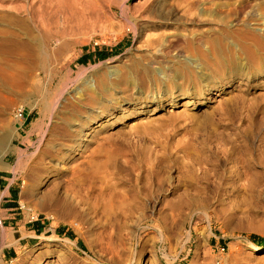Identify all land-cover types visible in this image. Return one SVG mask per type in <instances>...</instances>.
Instances as JSON below:
<instances>
[{
  "label": "bare ground",
  "instance_id": "6f19581e",
  "mask_svg": "<svg viewBox=\"0 0 264 264\" xmlns=\"http://www.w3.org/2000/svg\"><path fill=\"white\" fill-rule=\"evenodd\" d=\"M89 4L87 0H39L37 4L31 2L26 6L21 5L20 0H10L8 5L0 4V120L8 109L18 106L14 119L22 124L21 105L28 106L31 110L36 107V115L39 118L30 130L25 131V137L14 122V131L8 123L0 124V169H9L5 158L14 156L18 158L15 168L23 169L31 181L30 186L23 188L22 194H34L35 189L43 185L49 188V196L57 197L59 190L56 192V189L60 178L78 182L82 178H75L76 174L86 166L94 167L99 174L95 186L80 184L83 190L73 191V196L70 201L66 200V204L76 206V203L72 202L75 197L77 205L83 207L87 215L90 212L105 216V247L101 243L103 238L99 241L108 258L104 260L100 253L102 248L96 251L93 249L99 262L145 264V259L140 254L135 258L133 256V238L143 225L145 229L153 228L151 224L146 225L143 221V212L148 208H156L161 202L158 198L152 203L147 202L154 192V186L165 190L164 184L170 183L158 170L163 157L155 159L154 155H150L147 158L150 162L141 167L142 172L134 181H124L123 176H120L123 166L131 169H139L140 166L128 161L119 163L116 161L115 152H103L99 141H108L109 138H97L100 136V130L92 137L93 130L88 125L97 120L94 122L95 127H112L118 123V120L113 118L114 113L122 116L120 121L124 124L125 120L130 118V113L135 116L149 114L153 108L145 110L143 107L160 102L170 108L182 102V105L188 103L192 107L194 104L203 103L209 100L212 91H217L215 95L218 96V92L227 88L233 89V84L243 81L236 76L237 70L243 71L245 67L241 61L248 65V70L243 72L247 82L255 77L259 78L258 81L262 80L264 85V0L156 2L149 5L148 21L145 24L134 20L133 16L128 17L130 27L128 26L127 30H132L138 35L139 42L144 40L146 49L156 47L157 54L146 50L143 56L135 58L132 70L127 72L134 80L131 82V94L134 97L129 96L126 89L119 100L113 98L109 90L116 93V88L121 87L118 86L119 83L112 85L108 74L94 73L93 79L72 67L77 59L72 55L78 43L77 37L86 29L84 11L92 14L91 18H95L93 20H101L100 28H104L107 22L112 23L111 20L115 18L111 11L110 14L100 16L93 3L89 1ZM256 7L262 8V11L257 12ZM121 15L127 14L121 11ZM202 15L209 19H201ZM202 25L210 27L199 28ZM171 29L175 32H166ZM150 31H156L157 34H144ZM200 60L218 70V83L213 84L216 87L207 85L196 90L191 74L192 68H200ZM157 63H160L158 68L153 66ZM224 69H230L227 75ZM232 72L238 79L232 76ZM184 73L186 76L183 81L192 83L191 88L197 93H186L190 88H186L183 83L177 85V91H173L171 81ZM116 74L115 70L114 75ZM44 82L49 84L46 89L42 87ZM166 82L168 84L164 85ZM85 85H88L86 89L95 97L83 93L82 87ZM164 86L167 88H163ZM69 90L74 92L76 103L68 99ZM78 107L88 110L89 113L83 123L78 119L81 115ZM261 108L262 106L255 107V112L261 114ZM253 110V104H250L249 108L247 106L239 120L249 118L246 125L250 123L251 126L257 127L254 136L258 137V140L254 144L248 139L243 140L245 148L232 145L233 147L222 149L226 159L229 156L232 159L238 154L240 156L236 161L238 166L227 176L219 178L220 182L224 180L231 184L232 181L239 182L252 177L254 182L259 184L264 178V168H254L255 161L260 165L264 162V137H260L264 117L253 116ZM104 118L107 120L101 122ZM49 120L54 125L46 126V121L48 123ZM241 135L247 138L245 134ZM90 138H93L92 141ZM230 143L232 144V141ZM22 145L26 149L34 145V153L27 157L23 153L25 151L20 149ZM143 172L145 174H142ZM148 174L153 177L150 176L149 179ZM202 179L203 184L199 182V177L193 175L184 187L181 180L177 185L172 183L169 195H172L174 200H165L164 207L170 211H180L200 205L201 198L212 190V183L208 178L204 175ZM50 180L52 181L49 183ZM163 197L167 198L165 192ZM92 240L97 241L96 238ZM40 247L43 248L44 245ZM254 249L261 251L264 248ZM149 262L157 264L155 257Z\"/></svg>",
  "mask_w": 264,
  "mask_h": 264
},
{
  "label": "rangeland",
  "instance_id": "374dc122",
  "mask_svg": "<svg viewBox=\"0 0 264 264\" xmlns=\"http://www.w3.org/2000/svg\"><path fill=\"white\" fill-rule=\"evenodd\" d=\"M9 1L0 0V4L8 5ZM38 1L20 0V4L26 6L31 2L37 4ZM89 1L100 16L110 14L111 11L115 18L111 20L112 23L107 22L104 28H100L101 20H93L95 18H91L92 14L84 11L86 29L77 37L78 43L72 52L77 59L72 67L93 79L94 73L108 74L112 85L119 83L118 86L121 87L116 88V93L109 90L113 98L119 100L126 89L129 96L134 97L131 94V82L134 80L127 72L132 70L135 58L143 56L146 50L157 54V48L146 49L144 40L139 42L138 35L132 30H127L128 26L130 27L128 17L133 16L134 20L145 24L148 21L147 9L150 4L169 1L173 3L175 0H87L88 4ZM197 1L204 3L209 0ZM259 1L261 0H255ZM121 6L126 8L122 9ZM255 10L261 12L262 8L256 7ZM121 11L127 15L122 16ZM22 15L25 17V12ZM201 19L208 20L209 17L202 15ZM209 27L202 25L199 28ZM155 32L144 34L155 35ZM166 32L172 34L175 31L171 29ZM200 62V68H192L191 74L197 91L200 87L218 83V70L213 65L205 64L201 60ZM241 62L245 67L243 71L237 70L236 76L243 81L233 84V89L227 88L218 92V96L215 95L217 91H212L209 100L203 103L194 104L192 107L188 103L182 105V102L170 108L160 102L143 107L145 110L153 108L149 114L135 116L130 113V118L126 119L124 124L120 121L122 116L114 113L113 118H116L118 123L112 127H95L94 122L97 120L88 125L92 127V137L100 130V136L97 138H109L108 141H99L103 152H115L116 161L119 163L128 161L140 166L139 169L123 166L120 176H123L124 181H134L142 172L141 167L150 162L147 159L150 155H154L155 159L163 157L158 170L170 183L164 184L165 190L154 186V192L147 202L152 203L157 198L161 202L156 208H148L143 212V221L146 225L151 224L153 228L145 229L143 225L133 238V256L135 258L140 254L145 259V264H152L149 260L154 257L157 264H264V249H254L264 248V178L259 184L255 183L252 177L239 182L232 181L231 184L219 180L238 166L236 161L240 156L234 155L233 160L230 156L226 159L222 149L233 147L232 145L245 148L243 140L248 139L253 144L258 140V137L254 136L257 127L251 126L250 123L246 125L249 118L240 121L239 116L247 106L249 108V105L253 104L254 110L250 113L258 118L264 117L262 80L258 81L259 78L254 77L247 82L243 72L248 70V65L244 61ZM159 64L153 66L158 68ZM228 70L230 69H224L226 75ZM185 76L184 73L171 81L173 91H177V85L183 83L186 88H190L186 93H197L191 88L192 83L183 81ZM232 76L236 78L233 72ZM55 83L56 81L53 85ZM167 84L168 82L164 85ZM42 87L46 89L49 84L44 82ZM82 88L83 93L92 95L86 89L88 85ZM69 91L68 99L76 103L74 92ZM21 106L22 124L14 119L18 106L8 109L0 124L8 123L12 131L15 124L25 137V131L30 130L39 118L36 115V107L31 110L28 106ZM257 106H262L261 114L255 112ZM79 110L81 115L78 119L83 123L89 113L84 108ZM106 118L101 119V122L107 120ZM50 125L54 123L51 120L48 123L46 121V126ZM135 126L138 127L132 130ZM260 128L263 129L260 131V137H264V125ZM242 133L247 138L243 137ZM90 139L92 141L93 138ZM20 149L25 151L23 153L27 157L35 151L34 145L28 149L22 145ZM76 158L77 156L74 159ZM17 160L14 156H7L5 161L14 169L8 166L9 169H0V264H104L96 258L94 250L105 247V216L90 212L87 215L85 209L77 205L75 197L72 202L76 203V206L66 204V200L70 201L73 196V191L83 190L80 184L95 186L98 171L94 167L86 166L76 174L75 178H82L78 182L60 178L56 189V192L59 190L57 197L49 196V188L43 185L38 186L34 194H22L23 188L30 186L31 181L23 169L15 168ZM185 164L189 166L186 167ZM262 167L264 168V162L260 165L255 161V169ZM193 175L199 177L201 184L204 182V175L212 183L211 192L201 198L200 205L180 211L165 208L166 201L174 200L172 195H169L171 184L177 185L181 180L184 187ZM150 176L152 175L148 174L149 179ZM162 191L167 198L163 197ZM93 238L97 241H93ZM101 238L102 246L99 241ZM42 245L43 248L40 247ZM100 253L104 260L108 258L103 248Z\"/></svg>",
  "mask_w": 264,
  "mask_h": 264
}]
</instances>
